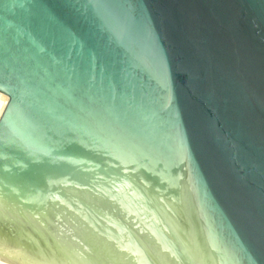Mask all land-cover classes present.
<instances>
[{
    "label": "water",
    "instance_id": "95a60500",
    "mask_svg": "<svg viewBox=\"0 0 264 264\" xmlns=\"http://www.w3.org/2000/svg\"><path fill=\"white\" fill-rule=\"evenodd\" d=\"M0 259L264 264V0H0Z\"/></svg>",
    "mask_w": 264,
    "mask_h": 264
},
{
    "label": "bare ground",
    "instance_id": "6f19581e",
    "mask_svg": "<svg viewBox=\"0 0 264 264\" xmlns=\"http://www.w3.org/2000/svg\"><path fill=\"white\" fill-rule=\"evenodd\" d=\"M7 98H8V96L0 91V113H1V111L3 109V106H4ZM0 264H10V263L5 262V261L0 259Z\"/></svg>",
    "mask_w": 264,
    "mask_h": 264
}]
</instances>
